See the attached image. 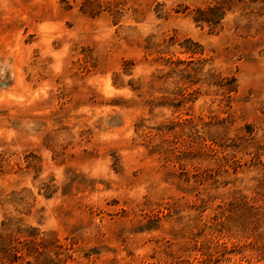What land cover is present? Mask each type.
<instances>
[{
	"label": "rangeland",
	"instance_id": "obj_1",
	"mask_svg": "<svg viewBox=\"0 0 264 264\" xmlns=\"http://www.w3.org/2000/svg\"><path fill=\"white\" fill-rule=\"evenodd\" d=\"M264 264V0H0V264Z\"/></svg>",
	"mask_w": 264,
	"mask_h": 264
},
{
	"label": "trees",
	"instance_id": "obj_2",
	"mask_svg": "<svg viewBox=\"0 0 264 264\" xmlns=\"http://www.w3.org/2000/svg\"><path fill=\"white\" fill-rule=\"evenodd\" d=\"M64 263V262H63ZM62 264V263H61ZM65 264V263H64Z\"/></svg>",
	"mask_w": 264,
	"mask_h": 264
}]
</instances>
